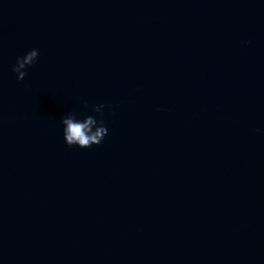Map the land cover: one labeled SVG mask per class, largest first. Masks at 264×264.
Masks as SVG:
<instances>
[{"label": "water", "instance_id": "95a60500", "mask_svg": "<svg viewBox=\"0 0 264 264\" xmlns=\"http://www.w3.org/2000/svg\"><path fill=\"white\" fill-rule=\"evenodd\" d=\"M0 264H264V0H0Z\"/></svg>", "mask_w": 264, "mask_h": 264}, {"label": "clouds", "instance_id": "9594fccd", "mask_svg": "<svg viewBox=\"0 0 264 264\" xmlns=\"http://www.w3.org/2000/svg\"><path fill=\"white\" fill-rule=\"evenodd\" d=\"M251 41L242 42L243 45L250 44ZM39 57L38 49L28 51L22 57H18L12 71L17 74V80L23 81L27 76V69L37 61ZM86 104V102H85ZM109 107L104 104L93 106L92 111L103 114L102 110ZM78 113L71 112L62 118L63 136L69 147L78 146L80 148H90L93 145H100L105 136L108 135V129L103 119L98 120L94 115H87L83 119L78 118Z\"/></svg>", "mask_w": 264, "mask_h": 264}]
</instances>
